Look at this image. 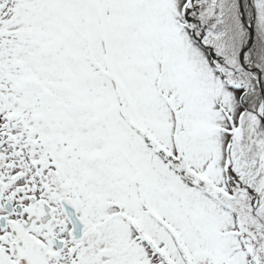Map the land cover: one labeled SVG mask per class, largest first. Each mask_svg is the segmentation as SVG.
I'll return each mask as SVG.
<instances>
[{"label": "snow or ice", "instance_id": "6c2138e0", "mask_svg": "<svg viewBox=\"0 0 264 264\" xmlns=\"http://www.w3.org/2000/svg\"><path fill=\"white\" fill-rule=\"evenodd\" d=\"M0 264H264V0H0Z\"/></svg>", "mask_w": 264, "mask_h": 264}]
</instances>
